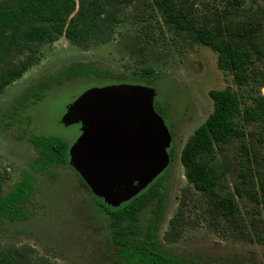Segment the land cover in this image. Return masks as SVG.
Returning a JSON list of instances; mask_svg holds the SVG:
<instances>
[{"label": "rangeland", "instance_id": "rangeland-1", "mask_svg": "<svg viewBox=\"0 0 264 264\" xmlns=\"http://www.w3.org/2000/svg\"><path fill=\"white\" fill-rule=\"evenodd\" d=\"M237 1L173 0L190 24L179 29L162 16L152 0H136L122 8L119 22L103 44L85 48L61 38L51 45H37V62L0 94V173L6 177L3 194L20 180L23 171H29L36 157L29 137H55L66 142L68 150L78 145L84 120L70 114L89 90L144 87L161 119L168 140L165 150L168 155L172 152L164 174L158 247L194 264H264V199L260 192L264 183V121L244 124L236 118L243 137L230 138L209 164L216 169L218 193H233L235 186L244 185L239 177L243 171L246 192L258 198L254 203L248 194L235 197L241 216L235 223L214 212L207 197L187 183L179 161L187 138L212 111L208 92L236 91L232 74L217 68L216 54L195 42V29L221 32L230 44L251 52L247 69L264 70V2ZM77 63H91L125 80L118 83L110 77H91L60 84L52 81V76ZM144 65L151 66L159 79L148 84L136 80L138 68ZM44 86L48 88L39 100L18 103L25 93ZM251 87L241 92L247 105L249 95L264 97L263 87ZM80 177L69 164L51 166L42 175H34V193L26 205L28 219L0 221V258L12 256L24 264H35L37 258L44 264H124L117 256L112 220L107 214L110 204L95 197ZM156 207L155 197L138 213L137 240L153 223Z\"/></svg>", "mask_w": 264, "mask_h": 264}, {"label": "trees", "instance_id": "trees-1", "mask_svg": "<svg viewBox=\"0 0 264 264\" xmlns=\"http://www.w3.org/2000/svg\"><path fill=\"white\" fill-rule=\"evenodd\" d=\"M134 1L136 0H0V94L37 62V45H51L61 38L78 47L103 44L112 27L119 22L122 8ZM152 2L161 11L162 16L167 17L179 29L189 24L188 17L175 8L173 0ZM193 38L196 43L216 54L217 68L232 74L236 91L226 88L208 92L212 111L204 123L187 138L180 151L179 161L187 183L207 197L214 212L227 222L235 223L241 217L235 197L248 194L254 203L258 202V198L253 192H246V175L243 171L239 177L244 185L235 186L233 193H218L216 169L209 164L216 151H220L230 138L243 137L236 118L244 124L264 121V97L249 95L247 98L250 105H247L241 93L245 87L251 89L253 84L264 88V70L257 73L253 68L247 69L252 58L251 52L233 46L219 31L197 28ZM91 77H110L118 83L125 80L123 76L115 78L91 63H77L52 76V81L60 84L77 78ZM135 77L136 80L148 84L160 76L151 66L144 65L138 68ZM47 88L48 86H44L42 89L25 93L18 103L24 105L31 99L39 100ZM154 110L157 111L156 107ZM28 141L33 146L36 157L30 163L29 171H23L20 180L5 194L2 191V183L6 177L0 173V221H26V205L34 193V175H42L45 169L51 166H68V145L63 140L51 136H31ZM171 158L172 152L169 151V163ZM166 171L167 167L128 202L118 208L107 209L115 234L117 256L124 264H194L168 255L157 244L156 230L162 216ZM260 192L264 199V183L260 184ZM155 197L157 207L153 223L147 226L143 238L137 240L140 235L135 225L138 213ZM122 223L126 226H122ZM17 256L19 258V255ZM35 260V264H44L40 258ZM28 262L25 264H32V261ZM0 264L24 262L9 256L0 258Z\"/></svg>", "mask_w": 264, "mask_h": 264}, {"label": "water", "instance_id": "water-1", "mask_svg": "<svg viewBox=\"0 0 264 264\" xmlns=\"http://www.w3.org/2000/svg\"><path fill=\"white\" fill-rule=\"evenodd\" d=\"M86 94L70 114L84 120L85 129L78 145L68 150V164L95 197L116 207L167 167L168 140L144 87L118 85Z\"/></svg>", "mask_w": 264, "mask_h": 264}, {"label": "flooded vegetation", "instance_id": "flooded-vegetation-1", "mask_svg": "<svg viewBox=\"0 0 264 264\" xmlns=\"http://www.w3.org/2000/svg\"><path fill=\"white\" fill-rule=\"evenodd\" d=\"M82 183L84 184V186H85L86 188H88V187L85 185V183H84L83 181H82ZM140 192H141V191H140ZM140 192H139V193H140ZM139 193H138V194H139ZM138 194H137V195H138ZM137 195H135V196H137ZM135 196H134V197H135ZM134 197H132V198H134ZM132 198H131V199H132ZM131 199H130V200H131ZM97 200L99 201L100 206H103V207H104L103 202H102L100 199H97ZM124 203H126V202H124ZM124 203H120V204H119L118 206H116V207H113V206H110V207H112V208H118L120 205H122V204H124ZM110 207H108L107 209H110ZM112 208H111V209H112Z\"/></svg>", "mask_w": 264, "mask_h": 264}]
</instances>
